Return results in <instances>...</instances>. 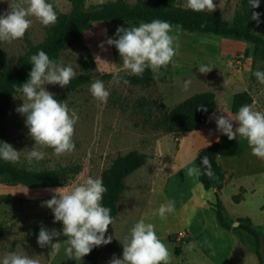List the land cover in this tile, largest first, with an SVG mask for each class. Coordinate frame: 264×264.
Wrapping results in <instances>:
<instances>
[{
  "label": "rangeland",
  "instance_id": "obj_1",
  "mask_svg": "<svg viewBox=\"0 0 264 264\" xmlns=\"http://www.w3.org/2000/svg\"><path fill=\"white\" fill-rule=\"evenodd\" d=\"M106 0H86L99 3ZM133 4L135 0H126ZM13 0H0V12H5ZM59 12L69 9L68 0H51ZM225 19H231L239 8V0H213ZM186 6V0H178ZM264 8V0H260ZM24 36L12 42H0V48L9 66L26 50L28 39L35 44L46 34L35 18ZM264 31V15L262 17ZM138 23L95 22L86 29L79 40L60 51L64 64L70 65L76 75L82 72L110 73L108 78L93 75L77 89L68 90L58 85H45L57 100H63L69 109L75 110L78 120L74 126L75 149L71 153L57 155L46 148V155L39 161L29 162L25 157L34 141L24 124V116L15 108L22 103L17 92L10 107L0 122V140L10 143L20 151V159L14 163L31 169L55 168L80 165V170L64 185L29 188L22 184L7 185L0 182V257L8 252L29 255L40 264H81V259L68 258L65 253L66 237L54 240L61 243L57 249L38 246L36 236L41 226L59 231L60 222H53L51 210L42 204L53 195L52 189L74 183H83L87 177H100L117 154L135 149L148 152L152 157L128 174L125 188L117 205L112 225L106 235L112 240L99 246L97 259L101 264L122 254V243L127 242L130 228L143 219L153 223L158 236L171 253L173 264H264V159L255 157L244 139L229 140L217 131L214 116L230 115L232 94L246 90L252 97L251 105L264 111V84L257 82L252 73L264 70V54L261 46H254L243 39H236L204 32H189L173 29L176 36L177 53L174 62L159 70H151L152 80L144 84L128 81L122 60L114 46L101 42L115 38L118 26L127 27ZM92 58L95 67L86 60ZM212 69L200 73L198 65ZM117 73L126 79L117 83L112 77ZM102 80L109 89L107 103L101 105L89 92V85ZM188 81V86L182 82ZM202 90L214 93L215 109L198 128L183 130L175 136L158 128L151 122L163 110ZM154 101L151 102V101ZM237 122L233 121L234 128ZM218 137V139H217ZM212 141L218 142L217 159L230 172L219 190L204 188L197 174H188L195 167L197 150ZM27 191V192H26ZM239 193V201L232 196ZM219 199L222 213L232 223L249 217L260 239L259 254L254 251V239L241 229L222 228L211 203ZM175 202V210L161 219L154 211L161 203ZM38 227L36 234L30 231ZM182 231L180 237L176 236ZM180 247V252L174 249Z\"/></svg>",
  "mask_w": 264,
  "mask_h": 264
},
{
  "label": "clouds",
  "instance_id": "obj_2",
  "mask_svg": "<svg viewBox=\"0 0 264 264\" xmlns=\"http://www.w3.org/2000/svg\"><path fill=\"white\" fill-rule=\"evenodd\" d=\"M251 9L259 6L260 0H248ZM186 6L194 11L216 9L213 0H186ZM261 13L252 11L251 19L259 23ZM35 18L42 26L54 25L57 11L51 0H13L9 9L0 12V42H12L24 36ZM174 26L167 20L154 18L151 21H140L137 25L121 27L115 30V38L108 37L101 42L114 46L122 60L126 75H142L146 69L159 70L174 62L177 53ZM31 64L27 79L19 84L17 91L22 95V103L15 111L24 116L28 134L34 141L26 153V159L39 161L46 155L44 149L51 148L60 155L71 153L75 149L74 126L78 120L75 110L69 109L63 100H57L45 85L66 87L75 78L76 72L62 59L51 58L43 50H37L29 57ZM212 68L198 65L200 73H207ZM252 75L257 82L264 84V70H255ZM112 79L119 83L128 81L117 73ZM188 81L182 82L183 87ZM91 96L103 105L107 103L109 89L102 80H95L89 85ZM207 111L206 108L203 109ZM217 131L226 135L229 140L244 139L251 153L264 159V111L257 110L251 104L238 108L235 117L226 115L214 116ZM233 121L237 122L235 128ZM218 139V137H217ZM20 151L5 141L0 140V160L16 163ZM207 165V157L202 158ZM199 174V169L190 167L188 174ZM211 175V171L208 172ZM107 191L100 177L89 176L83 183H74L69 189L65 186L52 189L53 195L42 204L48 207L53 215V222H60L59 231L41 226L36 236L38 246L57 249L59 236L66 239L65 253L68 258L81 259L94 247L111 242L112 235H106L109 225L113 223L111 209L103 205V194ZM27 192V191H26ZM175 210V202L168 200L161 203L154 215L163 219ZM120 258H111L108 264H170L171 253L163 240L158 236L153 223L143 219L136 221L130 228L127 242L122 243ZM0 264H40V261L29 255L8 252L0 257Z\"/></svg>",
  "mask_w": 264,
  "mask_h": 264
},
{
  "label": "trees",
  "instance_id": "obj_3",
  "mask_svg": "<svg viewBox=\"0 0 264 264\" xmlns=\"http://www.w3.org/2000/svg\"><path fill=\"white\" fill-rule=\"evenodd\" d=\"M69 9L66 12L57 11V21L54 25L47 26L46 34L39 42L33 44L27 42L26 50L17 58L16 62L9 66L0 48V122L4 119L11 100L19 84L28 76L31 64L29 57L37 50L45 51L49 57L61 59L60 51L69 44L81 38L82 33L95 22H121L139 23L148 22L154 18L167 20L174 28L189 32L197 31L212 33L215 35L243 39L254 46H261L264 54V31L262 17L264 8L261 3L255 9H251L248 0H239V8L235 10L231 19L222 17L218 7L209 13L207 11L194 12L187 6H182L178 0H135L133 4L126 0H106L99 3H86V0H68ZM261 13L259 23L251 19V12ZM90 67H95L92 58L86 60ZM93 75L108 78L110 73L82 72L73 78L65 87L68 90L77 89L86 83ZM153 78L151 69H146L142 75H127L132 84H144ZM151 102L154 103L152 100ZM252 97L246 90L236 91L232 94L230 111L236 113L244 104H251ZM206 108L207 111L203 109ZM215 109L214 93L210 90L194 92L183 98L167 110H163L151 122L153 128L177 136L180 131L190 130L201 126L209 114ZM218 142L200 147L195 154V165L199 169L197 178L204 188L219 190L223 185L225 169L217 160ZM152 157L151 153L139 152L135 149L123 154H117L110 164L105 167L100 178L107 191L103 194L102 203L111 209L110 215L114 218L118 201L125 188V177L133 170L140 167ZM207 157L208 164L202 163V158ZM80 170V165L60 166L55 168L31 169L14 163L0 160V182L7 185L22 184L29 188L64 185L70 177ZM209 170L211 175L208 174ZM235 202L239 201V193L232 196ZM218 224L225 229H241L250 234L254 239V251L261 261L259 248L260 239L256 228L249 217L236 219L238 224L232 226L222 213V205L216 198L211 203ZM33 234L38 231L37 226L30 228ZM180 252V247L174 249ZM99 246L94 247L86 254L81 264H101L97 255Z\"/></svg>",
  "mask_w": 264,
  "mask_h": 264
},
{
  "label": "crops",
  "instance_id": "obj_4",
  "mask_svg": "<svg viewBox=\"0 0 264 264\" xmlns=\"http://www.w3.org/2000/svg\"><path fill=\"white\" fill-rule=\"evenodd\" d=\"M217 160H218V159H217ZM218 162H219V161H218ZM219 163H220V162H219ZM220 165H221V164H220ZM221 166H222V165H221ZM222 167H223V166H222ZM223 168H224V167H223ZM224 169H225V168H224ZM225 171H226V172H225V176H224V180H223V182H225V181L229 178V175H231L230 172H228V170L225 169Z\"/></svg>",
  "mask_w": 264,
  "mask_h": 264
},
{
  "label": "built area",
  "instance_id": "obj_5",
  "mask_svg": "<svg viewBox=\"0 0 264 264\" xmlns=\"http://www.w3.org/2000/svg\"><path fill=\"white\" fill-rule=\"evenodd\" d=\"M182 234H183L182 231H178V232L176 233V236H177V237H180Z\"/></svg>",
  "mask_w": 264,
  "mask_h": 264
},
{
  "label": "water",
  "instance_id": "obj_6",
  "mask_svg": "<svg viewBox=\"0 0 264 264\" xmlns=\"http://www.w3.org/2000/svg\"><path fill=\"white\" fill-rule=\"evenodd\" d=\"M237 224H238V221H234V222L232 223L233 226H236ZM170 264H173V263H170Z\"/></svg>",
  "mask_w": 264,
  "mask_h": 264
}]
</instances>
